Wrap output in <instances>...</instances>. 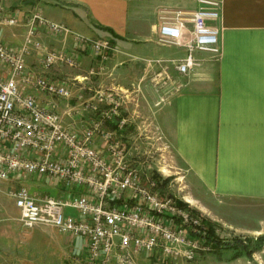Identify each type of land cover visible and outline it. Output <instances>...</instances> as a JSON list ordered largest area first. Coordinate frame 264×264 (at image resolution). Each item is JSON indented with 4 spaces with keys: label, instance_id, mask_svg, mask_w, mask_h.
I'll list each match as a JSON object with an SVG mask.
<instances>
[{
    "label": "crops",
    "instance_id": "1",
    "mask_svg": "<svg viewBox=\"0 0 264 264\" xmlns=\"http://www.w3.org/2000/svg\"><path fill=\"white\" fill-rule=\"evenodd\" d=\"M217 1L221 4L220 18L209 24L219 29L221 57L213 60L207 53H195L202 60L201 66L187 77L179 76L169 66L170 76L182 84L171 95L166 94L171 85L159 89L154 84V78H161L157 77L161 67L149 65V61L180 60L186 51L157 44L158 11L169 8L191 13L198 8L197 0H0L1 6L21 20L14 27L0 25V42L11 50L18 49L27 32L22 19L33 12L83 37L108 40L112 49L107 59L101 60L71 36L40 29L42 50L27 56V72L65 82L72 97H52L26 85H20L21 92L33 96L42 106L54 103L63 124L81 136L97 122L91 113L95 108L85 110L83 105L92 104L93 97L103 93L90 79L103 76L109 86V93L104 94L123 95L132 102L124 115L112 117L114 134L123 138V131L117 127L121 117H127L131 128L140 117L152 121L159 129L158 136L172 150L193 201L200 203L199 210L217 215L214 209L233 208L245 217L255 210L258 216L254 223L228 221L244 234L243 238L255 239L264 234V0ZM186 27L191 25L187 23ZM61 48L77 56L80 68L43 71V54ZM9 76L10 68L0 63V78L7 80ZM93 144L104 147L100 135L94 137ZM19 177L0 181V264H81L85 239L60 234L48 226L23 227L20 211L8 197L10 189L21 186L37 198L47 195L63 199L81 191H69L53 182L57 190L52 194L48 178ZM194 193L202 195L199 198ZM65 213L77 217L70 208ZM213 251L200 253L189 264H207L205 257ZM143 256L147 255L137 257V264ZM213 264H264V249L254 253L252 259L215 260Z\"/></svg>",
    "mask_w": 264,
    "mask_h": 264
},
{
    "label": "built area",
    "instance_id": "2",
    "mask_svg": "<svg viewBox=\"0 0 264 264\" xmlns=\"http://www.w3.org/2000/svg\"><path fill=\"white\" fill-rule=\"evenodd\" d=\"M197 2V10L191 13L169 8L158 11L157 44L186 51L180 60L149 61V65L161 67L157 75L161 78H154V84L159 89L171 85L167 95L182 87L168 73L169 66L179 76L187 77L201 66L202 60L195 53H207L213 60L221 57L219 29L209 24L219 20L221 4L217 0ZM20 22L18 16L0 5V25L14 27ZM22 23L27 32L18 49L11 50L0 42V63L10 68L9 78H0V181L15 180L23 174L37 175L69 191L81 192L57 199L33 197L22 186L10 189L8 197L20 211L21 225L48 226L60 234L85 239L87 247L81 264H137L139 255L157 256L163 264H189L200 253L212 251L203 217L189 206H179V198L163 194L166 178L160 177L161 171L144 176L135 169L127 160L129 154L121 139L114 132L103 131V121L92 123L79 136L63 124L54 103L42 106L33 96L21 92L20 85H26L52 97H72L65 82L27 72V56L42 50L40 29L71 36L101 60L107 59L110 42L83 37L62 24L47 21L39 12L25 15ZM187 23L191 28L186 27ZM40 65L43 71L80 68L77 56L66 48L46 51ZM113 96L96 95L99 103L111 105L104 118L119 116L122 100ZM83 107L96 108L90 103ZM125 124V119H120L118 131H123ZM98 134L103 148L93 144ZM67 208L75 210L77 217L67 215Z\"/></svg>",
    "mask_w": 264,
    "mask_h": 264
},
{
    "label": "rangeland",
    "instance_id": "3",
    "mask_svg": "<svg viewBox=\"0 0 264 264\" xmlns=\"http://www.w3.org/2000/svg\"><path fill=\"white\" fill-rule=\"evenodd\" d=\"M101 77L102 78L100 79H90V81L93 83L92 85L94 87L98 88V90H102L103 93H109V86L108 84H105V78H103V76ZM103 84L107 85V87L105 88ZM74 91L76 90H73V92ZM113 97L122 100L119 116L124 115L126 111L125 108L132 103L130 101V97L128 99L123 95H114ZM93 98L95 99V102H93L92 104L96 106L95 111L91 109V113H93V119H95V121H103V131L113 132V124H110V121H112V117L109 116L108 118H104L105 113L111 109V105L107 102L99 103L97 97L95 96ZM108 115H110V112ZM125 121L127 123L124 125V130L121 134L123 138H118L121 139L122 144L126 148V151H128V162L144 176H147L153 172L156 174L158 173L156 172L158 170L161 171L159 172L160 177L170 179L164 187L163 194H165L166 197L168 196L179 198L181 202L186 203L189 208H191V210H194V213H197L201 217H203V221L207 229H209V226L210 228L212 227L214 234L218 239L225 243L238 238L243 239L242 236L244 234H240L237 230V227L230 225L229 222H233L234 224H240L243 221H245L247 224L254 223L256 222L258 216L256 214L257 212H255V210H253L254 212L252 213L248 211V216L245 217L244 213L240 212L238 209L233 208L214 209L215 212H217V215H214V212L211 211L202 212L201 210H199L200 203H196L193 201L191 196L193 194L181 180L180 177L182 173L181 171H179V169H177L176 162L173 159L174 157L172 154V150L168 145H165L166 143L158 136L159 129L155 126V124L152 121L150 122V120L142 119L140 117L135 120V125L131 128V126H128L130 124L128 123L127 117ZM142 121H145V123H142ZM129 135L131 137H129ZM99 146L103 148L102 144H99ZM43 182L46 183L44 180ZM56 190L57 188L55 187V185H53V182L49 181V193L54 194ZM194 195L200 198L202 194L194 193ZM211 204L212 203H210L209 206H211ZM231 255L232 252L230 251L218 249L205 257V263L213 264L215 260H228L231 258ZM141 259L142 261L140 264H163L159 260V258L154 255L143 256Z\"/></svg>",
    "mask_w": 264,
    "mask_h": 264
},
{
    "label": "trees",
    "instance_id": "4",
    "mask_svg": "<svg viewBox=\"0 0 264 264\" xmlns=\"http://www.w3.org/2000/svg\"><path fill=\"white\" fill-rule=\"evenodd\" d=\"M169 180L170 179L167 178L163 184L166 185ZM178 205L181 207H188V205L183 202H178ZM206 238L210 242L212 250L223 249L226 251H231L232 252L230 258L231 260L240 257H246L248 259H252L254 253L264 249V234L258 236L255 239H250L247 237L243 239L238 238L225 243L215 236L212 227L210 228L209 226V229L207 230Z\"/></svg>",
    "mask_w": 264,
    "mask_h": 264
}]
</instances>
